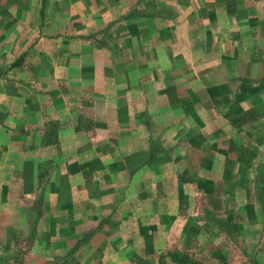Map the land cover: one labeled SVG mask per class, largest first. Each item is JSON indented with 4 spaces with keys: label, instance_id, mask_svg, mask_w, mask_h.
<instances>
[{
    "label": "crops",
    "instance_id": "crops-1",
    "mask_svg": "<svg viewBox=\"0 0 264 264\" xmlns=\"http://www.w3.org/2000/svg\"><path fill=\"white\" fill-rule=\"evenodd\" d=\"M237 1L115 0L116 20L105 27L115 51L96 46L71 67V100L49 112L63 124L56 137L45 144L41 131L17 132L14 119L0 123V264H18L11 230L55 252L61 236L78 235L61 264H177L160 221L184 219L200 178L228 164L221 141L240 128L264 127V37L251 26L255 20L264 28V16L237 14L264 15V0ZM254 144L262 150L264 136ZM204 149L216 158L199 162L196 184L185 182L183 157ZM155 187L168 189L167 203L171 189L179 191L177 210L135 216L130 207L140 189ZM156 198L153 191L146 200ZM71 220L88 226L72 231ZM100 220L116 227L112 221L100 232ZM92 227L95 236L71 253Z\"/></svg>",
    "mask_w": 264,
    "mask_h": 264
},
{
    "label": "rangeland",
    "instance_id": "rangeland-1",
    "mask_svg": "<svg viewBox=\"0 0 264 264\" xmlns=\"http://www.w3.org/2000/svg\"><path fill=\"white\" fill-rule=\"evenodd\" d=\"M237 2L255 6L261 1ZM115 4V0H46L41 16V0H0V123L14 119L17 132L41 131L45 141L56 137L63 124L49 112L56 102L71 100V80L74 78L71 67L77 66L83 53L96 51V46L105 45L110 52L115 51V41H112L113 45L107 43L108 30L105 28L116 20ZM237 14L248 18L252 15L255 19L257 14L264 16L256 11ZM253 21L251 26L255 27L256 35L264 37V28ZM17 60L18 64L11 67ZM88 85L85 86L87 90ZM84 97L86 105L89 94ZM83 112L87 116L88 109ZM225 134L228 135V131ZM230 135L220 142L229 151L220 159L226 157L228 164L219 166L221 169L210 177L205 173V177L200 178L198 184L201 186L195 188L194 193L190 191L193 199L184 212L186 217L169 220L168 224L161 220L157 227L162 233L167 229L163 237L171 247L168 250L171 260L177 264H264V145L260 150L254 144L260 135L264 136V127L240 128ZM218 144L210 142L208 146ZM237 157L242 164L253 165V169L248 171L241 167L243 165L233 166L231 159ZM183 158L187 159V165L179 177L196 184L199 162L216 156L204 149L202 156L188 154ZM49 169L41 182L47 179ZM212 179L216 182L212 183ZM167 190L141 188L140 202L130 207L134 215L141 218L155 208L164 215L168 209L177 210L179 191L172 188V203H167V198L164 199ZM153 191L157 197L154 204L146 200ZM34 206L32 202L26 206L29 222L36 216L33 210L28 211ZM101 221L97 224V230L101 227L100 232L108 233L112 221H115L112 227H116V220ZM68 222L72 231L77 228L79 232L88 226L82 220ZM146 225L141 221L139 227ZM128 226L135 228L132 222ZM93 228L89 240L95 236ZM10 235L17 239L18 251L13 254V259L18 264H61L68 257L75 236L78 237L61 236L58 241L60 251L55 252L45 244H33L35 239L29 234L21 238L11 230Z\"/></svg>",
    "mask_w": 264,
    "mask_h": 264
},
{
    "label": "trees",
    "instance_id": "trees-1",
    "mask_svg": "<svg viewBox=\"0 0 264 264\" xmlns=\"http://www.w3.org/2000/svg\"><path fill=\"white\" fill-rule=\"evenodd\" d=\"M45 2H46V0H41V10H40V14H41V16L43 15V10H44V6H45ZM18 60L17 61H15L12 65H11V67H14V66H16L17 64H18ZM43 143H49V141H45V140H43ZM236 160H238L239 162H240V159L237 157L236 158ZM42 191V190H41ZM210 221H212L213 219H209ZM89 234L90 233H88L87 235H85L81 240H79L76 244H75V246H74V248L71 250V253L77 248V246H79V245H81L82 243H85V242H87V240H88V238H89Z\"/></svg>",
    "mask_w": 264,
    "mask_h": 264
}]
</instances>
